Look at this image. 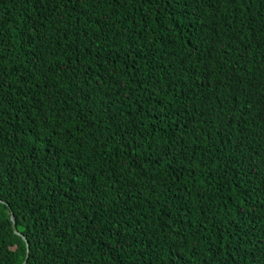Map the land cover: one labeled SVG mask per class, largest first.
<instances>
[{"label":"trees","instance_id":"1","mask_svg":"<svg viewBox=\"0 0 264 264\" xmlns=\"http://www.w3.org/2000/svg\"><path fill=\"white\" fill-rule=\"evenodd\" d=\"M0 264H264V0H0Z\"/></svg>","mask_w":264,"mask_h":264},{"label":"water","instance_id":"2","mask_svg":"<svg viewBox=\"0 0 264 264\" xmlns=\"http://www.w3.org/2000/svg\"><path fill=\"white\" fill-rule=\"evenodd\" d=\"M12 220H13V228H14V232L17 233V234H19V235H21V236H23L20 232L17 231V229H16V224H15V222H14V218H13V217H12ZM23 238L25 239V236H23ZM27 248H29V246H27Z\"/></svg>","mask_w":264,"mask_h":264}]
</instances>
